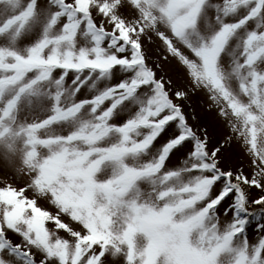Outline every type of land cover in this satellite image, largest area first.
<instances>
[{
    "label": "rangeland",
    "instance_id": "obj_1",
    "mask_svg": "<svg viewBox=\"0 0 264 264\" xmlns=\"http://www.w3.org/2000/svg\"><path fill=\"white\" fill-rule=\"evenodd\" d=\"M0 264H264V0H0Z\"/></svg>",
    "mask_w": 264,
    "mask_h": 264
},
{
    "label": "trees",
    "instance_id": "obj_2",
    "mask_svg": "<svg viewBox=\"0 0 264 264\" xmlns=\"http://www.w3.org/2000/svg\"><path fill=\"white\" fill-rule=\"evenodd\" d=\"M230 173L232 172V171H229ZM245 180V179H244ZM252 181H247L246 183H248V184H250ZM255 183H257V182H255Z\"/></svg>",
    "mask_w": 264,
    "mask_h": 264
}]
</instances>
